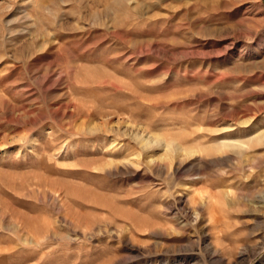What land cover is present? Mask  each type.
Returning <instances> with one entry per match:
<instances>
[{
    "label": "rangeland",
    "instance_id": "rangeland-1",
    "mask_svg": "<svg viewBox=\"0 0 264 264\" xmlns=\"http://www.w3.org/2000/svg\"><path fill=\"white\" fill-rule=\"evenodd\" d=\"M263 134L264 0H0V264H264Z\"/></svg>",
    "mask_w": 264,
    "mask_h": 264
},
{
    "label": "bare ground",
    "instance_id": "bare-ground-1",
    "mask_svg": "<svg viewBox=\"0 0 264 264\" xmlns=\"http://www.w3.org/2000/svg\"><path fill=\"white\" fill-rule=\"evenodd\" d=\"M264 137V134L263 135H260V137L259 138H263ZM230 145H234V143L233 144H231V143H228V144H224L222 147H228V146H230ZM207 258L208 259H214V258H217V259H220L221 260V257H220V253H219V250L218 249H215L214 247L211 249H209L208 250V252H207Z\"/></svg>",
    "mask_w": 264,
    "mask_h": 264
}]
</instances>
